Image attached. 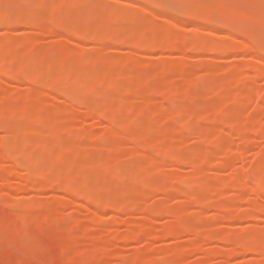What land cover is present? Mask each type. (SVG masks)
<instances>
[{
    "label": "rangeland",
    "instance_id": "374dc122",
    "mask_svg": "<svg viewBox=\"0 0 264 264\" xmlns=\"http://www.w3.org/2000/svg\"><path fill=\"white\" fill-rule=\"evenodd\" d=\"M147 1L5 0L3 3L1 0L0 19L6 18H4V22L0 21V69L2 67L4 72L1 73L0 70V95L3 96L2 102L0 101V109L13 107L16 114L8 115L11 117H8L9 120L6 119L9 122L17 123L27 106L34 105L32 97L36 92L42 91L43 99L48 103L42 105L41 113L37 112V119L25 118L28 125L23 120L24 125L31 127L32 131L18 132L14 140H8V133L6 132V135L4 130H0V142H3L0 146V165L7 166L9 163L6 160L5 152H8L10 156L29 154L28 158L31 159L27 158L28 163L39 155L46 161L48 156L50 158L47 159V163H49L52 160L51 156L54 157L55 154L53 155L51 152L52 155L49 153L43 155L44 151L40 152L41 149L35 148L34 145L43 137L46 138V135L42 136V133L48 132L49 124H51L56 128V133H54L66 143L65 146L70 149V154L72 152L73 160L76 162L70 168L71 170L67 169L64 170V173L61 172L63 173L61 176L74 182L78 180L86 182L90 178L93 179L94 176L95 179L89 181L92 183L89 184L90 186H85L88 182L84 184L88 190L89 187H92L94 193L98 189L101 190L108 181L117 182L115 190H113L116 192L115 194L112 192L113 195L110 190H105L104 186L102 191H105V194L110 192V194L107 193L108 197L117 194L118 196H130L134 190L136 192L137 187L140 190L143 189L148 195L138 198L139 205L134 208L126 206L116 209V207H120L116 205L114 209L110 203L109 205L113 208H110L111 206L106 208L105 205L102 208H97L98 206L95 205L96 208H94L91 197L89 199L92 200V203L87 200L81 201L84 206L82 207L76 205L79 199L62 196L58 184L49 187L47 185L46 188L31 185V187L26 186L27 188L24 187V190L20 191L15 190L16 185L13 181L21 182V179H17L16 176H8V179L14 184V189L13 186L12 188L11 186L10 188L6 187L0 181V264H129L133 260L135 262V258L136 264L138 260L141 264L143 258L140 260L139 257L138 259L135 257L139 254H147L150 262L154 260L155 264H169L173 261V264H264V247L263 256L252 252L243 254V251L242 254L236 252L233 254L232 251L240 249L236 244H232L230 239L233 237V233L235 235L237 233L238 240L264 241V192H261L264 184L261 185V183L258 186L259 177L256 178L257 174L254 176L252 175L254 172L251 171V167L255 163H264V133H246L248 139L245 136L247 140L243 141L240 139L239 132L233 131L235 128L230 129L232 124L226 126V123V125L223 124L225 120L222 119L229 117L234 119L236 126H248L251 124L250 118L254 119L253 115L257 112L255 122L258 126L264 127V100L257 98L260 94H264V53L259 55L254 50L260 47L264 48V30L260 29L262 32L256 34L257 36L249 34L250 28H253L264 18V0H247L246 3H244L245 0H239L241 3L238 0V3L236 0V3H233V0H228L229 3H222L219 0ZM162 2H175L183 7L178 11L154 7L156 3ZM110 5L115 6V8L112 6L113 12H116L115 9H120L121 13L119 15L116 13L117 16L112 20L111 29L114 26L112 29L114 32L97 35L94 31L99 22L96 20L95 24V20L92 22L91 17L97 12L99 15L104 12L107 14L108 7L111 8ZM108 13L111 14V12ZM227 15L234 17L228 19ZM7 16L10 17L7 19ZM44 17H52L55 22H49L51 18L47 22L44 19L42 21L41 19ZM104 20H101V23ZM144 25L152 26V29H147L145 33L143 30L144 34L142 35L140 32ZM40 26L44 29L40 30ZM231 26H235V28ZM98 28L100 29V27ZM240 28L244 30L242 34L247 35L246 37L241 35ZM49 29H53L56 36L48 34ZM132 30L134 37L130 33ZM160 30L168 37L167 48L162 47L163 45L157 47L155 43V46H151L152 38H158ZM233 30L240 33H235ZM132 37L139 45L131 43ZM23 38H30L34 42L25 52L8 44L10 40ZM206 38L208 41L221 43L222 48L224 46L226 48L210 52V50L199 49L198 46L190 47V49L180 46L182 40L205 41ZM230 45H236L239 49H234L235 52L233 48H229ZM259 62L262 64L261 66ZM179 64L187 66L182 74L175 71ZM252 64L257 68H251ZM18 65L29 67L23 68L25 75L33 74L31 77H38V80L34 78V83L32 78V83L31 77L29 79V76L24 77V75L17 76L18 79L12 78L16 74L11 71ZM154 65L159 70L155 74L149 75L148 73ZM260 67H262V71ZM10 68L12 70H9ZM6 70H9L14 76L11 73L8 75ZM69 70L73 71V74L75 73L73 76L76 75V80H73L72 75H69ZM56 71L60 74L62 81L60 85L64 87L61 89L59 86L60 91L69 88L68 90H71L69 93L68 90L64 91V95L60 91V93L55 92L52 87L51 89L48 86L51 82L46 83L56 75ZM114 73H118V77H114ZM91 74H104V76L98 83L90 84L88 77ZM112 78L116 80L113 83L111 82ZM72 89L77 96L75 93V95L71 93ZM237 92L248 93V99L239 105H234L232 97ZM67 93H71L70 98L74 97L64 98L63 96ZM75 97L81 98L75 99ZM83 99L89 100L88 103L93 102L94 104L91 105H95V109L101 108L113 112L117 123L115 126L117 136L112 135L114 131H112L113 127L109 120L100 119L94 113L85 112L87 109L84 107ZM121 106H125L126 110L124 108V111L121 112ZM140 107L149 110L148 114H138L136 109H140ZM190 114L192 117H189ZM40 120H44L46 123ZM220 121L223 123L221 122V124ZM20 123H22L21 119ZM195 129L196 132L199 129L203 130L202 132L205 131L206 138L203 140L196 138ZM84 132L90 133L91 136L86 137V134L85 137H82ZM215 132H221L225 141L227 139L234 141V144L230 143L232 148L234 147L233 150L228 148L230 153L229 151L225 153L227 150L225 146L228 144L224 145L220 142L221 145H219V142L211 140V136ZM163 135L164 137L165 135L170 136V147L166 149L158 147L164 143L157 146V143L160 142L157 140ZM71 140L76 141V146H69ZM69 141L71 142L68 145ZM63 142L59 141L62 143V148ZM212 142L217 144L214 143V145ZM166 144L168 142H165ZM67 148L66 151H68ZM66 151H62V153ZM133 151L138 153L133 154ZM111 152H117L120 155L116 158L115 154V156L109 155ZM171 152H175V154L180 152L184 156L187 153L188 158L190 156L188 153L193 154V152L197 153V156H206L208 160L205 162L206 165L202 163L199 168L205 172H211L209 174L213 180H209L211 183L206 182L210 184L206 188L208 199L203 201V204L200 202L201 206L197 204L198 202L191 205L185 196L174 195L171 189L168 191L157 188L162 179L165 181V178H173L177 175L185 178L194 173L191 166L186 163L183 165L184 162L182 165H176L174 161V163L171 161L172 164L169 163L166 168L163 167L165 170L157 171L164 159L169 157L167 153ZM68 155L66 154V156ZM165 155L168 157H164ZM166 159L165 161H167ZM58 160L59 162L63 161L62 158ZM102 160L107 167L111 166L110 172L107 169L109 173L104 170V174H108L109 178H105L104 174H101L103 173L101 169L105 167L100 168L102 171L100 173L98 169L95 170L94 166L88 165L89 162L102 164ZM22 161L24 162L25 159ZM82 161L86 163H82ZM147 162L149 169L148 173H145L142 171V167L145 163L147 166ZM177 162L179 163V161ZM47 163L45 162L46 167H48ZM59 164L57 165L61 167V163ZM30 165L33 164L30 163ZM42 168H38L39 171ZM137 168L141 171L137 173L138 176ZM247 169L252 174L249 175ZM18 171L24 172L20 169ZM51 171L43 172L45 176L49 175L50 177L54 173ZM96 172L100 173L101 178L100 176L96 178ZM234 173H239L240 179L235 180ZM247 173L249 176L246 175ZM135 174L136 180L134 179ZM262 174L263 171L260 170L258 175ZM196 176L195 174L197 182H200L199 177ZM191 177L189 179H192ZM32 179L36 180L33 176ZM197 182L192 180L185 182L184 179L174 182L173 185L179 192L185 190L188 194V191H195L199 188ZM239 185L240 189H236ZM134 187L136 188L134 189ZM248 187L254 189L258 187L257 189L262 188V190L257 192L258 194L256 193L257 195L255 194L254 197L253 193H248L250 189ZM139 191L138 193L141 192ZM138 193H136L137 196ZM118 196L113 198L117 200ZM65 197L69 201H66ZM111 197L110 199H112ZM254 199L256 205L259 204L263 207L256 208L254 204L255 208L252 207V201L250 203L248 201ZM254 201L253 203H255ZM157 204L166 205L170 212L173 209L179 215L181 214V217L176 215L180 218L179 223L182 224V227L183 225L185 227L193 226L196 230H201L202 235L204 233L207 236L206 233L209 232L212 235L211 233L214 232V234L218 233L219 237L216 234L213 238L204 240L206 243L203 242L202 247L199 246L200 249L185 250L184 252L183 247H180L187 244L194 236H190L188 235L190 233L186 232V235L175 234L163 238L160 234L162 229L158 228L168 225V222L170 223L174 218L168 216L169 214H165L166 216L154 215L153 212V215H148L147 208L157 209ZM216 204L227 206L235 212L230 211L232 214H237L236 216L243 214L242 212H249L251 216L244 218L238 216L240 219H235L233 215L232 218H225L226 215L221 209H218V206L215 207ZM126 205L128 204L126 203ZM166 207L165 209H168ZM148 218L152 220L150 221L151 226L157 229L153 232L155 236L149 241V246L146 244L148 241L146 242L145 238L143 239L141 236L134 241H127L122 237L128 230H134L141 223H146ZM178 220L177 218V222ZM230 232H232L231 235H229ZM103 239L113 241L110 250H105V252L99 249L100 244L98 248L96 246L97 242L104 243ZM220 249L227 255L223 259H220L218 255L214 256ZM214 250L219 251L214 254ZM141 257L145 256L141 255Z\"/></svg>",
    "mask_w": 264,
    "mask_h": 264
},
{
    "label": "bare ground",
    "instance_id": "6f19581e",
    "mask_svg": "<svg viewBox=\"0 0 264 264\" xmlns=\"http://www.w3.org/2000/svg\"><path fill=\"white\" fill-rule=\"evenodd\" d=\"M4 1L5 0H2V2L4 3ZM147 1V0H146ZM150 0H148L147 2H149ZM219 1H221L222 3H229L228 2V0H224V1H222V0H219ZM239 1V0H238ZM238 1L236 0V2L238 3ZM241 1H244V0H241ZM0 2H1V0H0ZM16 2V1H15ZM15 2H13V3H15ZM18 2V1H17ZM235 2V0H233V3ZM235 2V3H236ZM247 2V0H245V2L244 3H246ZM251 2V1H250ZM249 2V3H250ZM19 3V2H18ZM239 3H241L240 1H239ZM111 6V5H110ZM113 6V5H112ZM112 6H111V8H112ZM107 7V6H106ZM114 8H115V6H113ZM109 9V7H108V12H111V14H109L107 11V14H105V10L103 11L104 13H101L100 15H99V13L97 12L96 13V15H94L93 17H91L93 14H95V12H96V10H95V12H93V14L91 15V16H89V17H91L92 18V22L94 21L95 22V24L97 23V21L99 22L98 24H97V26H96V29H95V31H94V33L95 34H97V35H105V34H108L109 32L111 33L112 32V29H113V27H112V29H111V26L113 25H111V23H112V20H114V17L115 16H117L116 15V13L119 15V14H121L119 11H120V9H115L116 10V12H113V9L114 8H112V9ZM120 8V7H119ZM106 9V8H105ZM112 10V11H111ZM102 11V10H101ZM113 12V13H112ZM119 12V13H118ZM102 14H105V15H102ZM109 17H108V16ZM113 16V17H112ZM10 17V16H9ZM8 16H7V19L9 18ZM94 17H96L95 19H93ZM134 17V16H133ZM227 17H228V19H231L232 17H234L233 15H227ZM4 18H6V17H3V19L1 20L0 19V21L2 22H4ZM48 18V19H47ZM50 18H51V20H50ZM90 18V19H91ZM107 18H108V21H106L107 20ZM112 18V19H111ZM43 19H44V21H46L47 22V20H50L49 22H51V23H54L55 22V20L52 18V17H44V18H42L41 20L43 21ZM105 19V20H104ZM110 19H111V21H110ZM227 19V18H226ZM9 20H11V19H9ZM18 20H20V19H18ZM40 20V21H41ZM97 20V21H96ZM101 20H104V21H102V23H101ZM7 21V20H6ZM39 21V22H40ZM54 21V22H53ZM89 21V20H88ZM109 21H110V23H109ZM264 21V18L262 19V21L260 20L259 22H258V24L256 23V25L253 27V28H250V33L249 34H251V35H255V36H257L259 33H261L262 31H260V29H262V30H264V25L262 26V22ZM7 22H10V21H7ZM12 22V21H11ZM48 22V23H49ZM91 22V21H90ZM222 22V21H221ZM220 22V23H221ZM38 23V22H37ZM225 23H227V21H225ZM235 23V22H234ZM222 24V23H221ZM235 24H237V22L235 23ZM100 25V26H99ZM222 25H224V24H222ZM226 26V25H225ZM240 26H242V25H240ZM98 27H100V29L98 28ZM231 27H233V28H235V26H231ZM237 28V27H236ZM40 30L41 29H44L43 27H41L40 26V28H39ZM147 29H152V26H146V25H144L143 26V29L141 30V32H140V34L142 33V35L147 31ZM239 29V28H238ZM244 29V28H243ZM144 30V31H143ZM240 30H241V28H240ZM248 30V29H247ZM46 31H48V29H46ZM144 33H143V32ZM234 32H235V30H233ZM244 30H241L240 32H241V35H244L245 36V34L243 33L242 34V32H243ZM114 32V31H113ZM112 32V33H113ZM134 31L132 30L130 33H132L133 34V37H134V33H133ZM236 32L237 33H240V32H238L237 30H236ZM235 32V33H236ZM246 33V32H245ZM48 34H50L51 36H56V32L52 29H49V32H48ZM257 34V35H256ZM240 35V34H239ZM247 36V35H246ZM245 36V37H246ZM131 38L132 40H130L131 41V43L133 44H135V45H139V43H137V41L134 39V38ZM155 39V40H154ZM152 38V41L150 42L151 43V46H155V45H157V47L158 46H162V47H164V48H167L168 47V37L162 32V30H160V35H159V37L157 38V37H155V38ZM252 39V38H251ZM205 41H200V40H182V42L180 43V46L182 47L183 46V48H187V49H190V47L191 48H193V47H196V46H198L199 47V49H203V50H210V52H216L217 50L219 51V50H222V49H225L226 47L224 46L223 48H222V44L221 43H215V42H213V41H208L207 40V38L206 39H204ZM34 42H32V39H26V38H23V39H19V40H10V41H8V44L9 45H11V46H16V47H18V48H20L22 51H27L29 48H30V46H32V44H33ZM150 43H148V44H150ZM154 43H155V45H154ZM162 43V44H161ZM148 44H147V46H148ZM153 44V45H152ZM159 44V45H158ZM263 46V45H262ZM149 47V46H148ZM229 47V46H228ZM227 47V48H228ZM236 47V48H235ZM229 48H233V50L234 49H236V50H238L239 49V47L237 48V46L236 45H230V47ZM254 49V48H253ZM68 50H70V49H68ZM232 50V49H231ZM255 50V52L257 51V53H259V55L260 54H263L264 53V48H255L254 49ZM235 51V50H234ZM236 52V51H235ZM259 65L261 66L262 64L259 62ZM250 66H252L251 68H257L256 67V65H254V64H252V65H250ZM23 68H29V67H27V66H23V65H18V67L17 68H15L14 70H12V68H10L9 70H12L11 72H13L14 74H16V76H14V74L13 73H11V72H9V70L7 71L6 70V72H8V75H10L9 73H11V75L12 76H14V77H12V76H10V77H12V78H14V79H18L17 78V76H19V77H22L21 75H24V77H28L29 75H27V74H29V73H27L26 75H25V70L23 69ZM152 69H150V71H149V75H153V74H155L156 73V71H158L159 69H158V67L156 66L155 67V65L154 66H152L151 67ZM187 69V66L185 65V64H179L178 66H177V68L175 69V71H177L179 74H182V71L183 70H186ZM1 71L3 70L2 69V67H1V69H0ZM32 70V69H31ZM107 70H109V69H107ZM260 70L262 71V67H260ZM0 71V72H1ZM73 71H71V70H69L68 71V73H69V75L72 77V78H74L73 80H76V75L75 76H73L74 74L72 73ZM1 73H4L3 71L1 72ZM6 75H7V73H5ZM32 74V73H31ZM30 74V75H31ZM117 75H119L118 73H114V77H118ZM31 76H33V74L31 75ZM31 76H29V79H30V77ZM102 76H104V74H102V75H97V74H91V76L90 77H88V81L90 82V84H96V83H98L99 82V80L101 79V77ZM16 77V78H15ZM35 78V79H37L38 80V77H31V79L30 80H32L31 82L33 83V79ZM35 79H34V83H35ZM53 79V80H52ZM90 79V80H89ZM113 79V78H112ZM51 80V81H50ZM50 80H48L49 82H46L47 84H49L50 82V84L48 85L50 88L52 87L54 90H55V92H59L60 91V88H59V86L61 87V85L60 84H62L61 82V79H60V74H58V72L56 71V75L53 77V78H51ZM111 80V79H110ZM114 80V79H113ZM111 81L112 83L113 82H115L116 80H114V81ZM19 81V80H18ZM36 82H38V81H36ZM40 84V83H39ZM47 86V87H48ZM48 87V88H49ZM63 87V86H62ZM62 87H61V89H62ZM51 88V89H52ZM64 88V87H63ZM69 89V88H68ZM67 89V90H68ZM57 90V91H56ZM66 89L64 90L63 89V91H60V92H62V95H64V93L67 91ZM65 91V92H64ZM71 90H68L67 92L69 93ZM72 91H73V89H72ZM39 92H40V94H39ZM39 92H36L35 94H34V96L32 97V99H34L33 100V103H34V105L33 106H27V108L21 113V115L23 114V116H21V120H22V123H20V119L19 118H16V119H19L18 120V122L17 123H15V122H9V121H7V119L9 120V118L8 117H11V116H8V115H11L12 114V116H13V114H16V111H15V109H13V107H11L10 109H9V107H4V108H1L0 109V130L2 129V131L4 130L5 131V133L7 132L8 133V136H7V139L8 140H14V138L16 137V134L18 133V132H23V131H32V129H30L31 127H29V126H25L24 125V123H26V119L28 118V117H30V118H32L33 117V119L35 118V119H37V112L39 111L40 113H41V111L43 110V108H42V105H44V104H46V103H48V101L47 100H44L43 99V92L42 91H39ZM59 92V93H60ZM65 94V96H63L64 98H66V97H69L68 99H71V98H73V97H71L70 98V94L71 93H75V91H73V92H71L70 94ZM76 94V93H75ZM74 94V95H75ZM59 96H60V94H59ZM76 96H77V94H76ZM55 98H57V97H55ZM76 98H81V97H75V99ZM258 99H260V100H264V94H260L258 97H257ZM31 98H29V100H32ZM52 99H54L53 98V96H52ZM248 99V93H244V92H237L236 94H234L233 95V97H232V102H233V104L234 105H239V104H241V103H243V101H246ZM2 100H3V96H1L0 95V101L2 102ZM27 100H28V98H27ZM73 100V99H72ZM72 100H69L70 102H72ZM47 101V102H46ZM83 101H85V108L87 109V110H85V112L87 113H94V114H96V115H98L99 117H100V119H106V120H109L110 122H111V124H112V127H113V130L112 131H114V132H112V135L115 137V135L117 136L118 134H117V128L115 127L116 126V121H115V115L113 114V112L112 111H109V110H105V109H95V105H91V104H94L93 102L92 103H88V101L87 100H84L83 99ZM1 102H0V104H1ZM75 102V101H74ZM73 102V103H74ZM76 102H77V100H76ZM75 102V103H76ZM81 102H82V100H81ZM80 102V103H81ZM90 102V101H89ZM84 103V102H83ZM232 104V105H233ZM94 106V107H93ZM121 108V112H123L124 110H126V107L125 106H121L120 107ZM125 108V109H124ZM142 107H140V109L139 108H137L136 109V112L138 113V114H143V113H145V114H148V112H149V110H147L146 108L144 109H141ZM3 109H6L5 111L3 110ZM13 109V111H11ZM42 109V110H41ZM124 109V110H123ZM7 110H9V111H7ZM123 110V111H122ZM137 110H139V111H137ZM7 112H9V113H7ZM12 112V113H11ZM84 112V111H83ZM257 113V112H256ZM256 113L253 115L254 116V119L253 118H250V125H241V126H236V123H235V121H234V119H232V118H229V117H225V119L224 118H222L223 119V121H224V123H223V121H220V123L222 122L223 124H225L226 126H230V123L233 125H231V127H230V129H234L233 131H237V132H239V134H240V139H242L243 141H246L247 139H248V136H247V134H250V133H257V132H262V133H264V127H262V126H258L257 125V123L255 122V118H256ZM24 117V118H23ZM189 117H192L191 116V114H190V116ZM7 118V119H6ZM14 118V117H13ZM23 118V119H22ZM26 118V119H25ZM11 120H13V119H11ZM23 120H24V123H23ZM229 121V122H227V121ZM40 121H43V123H46V121H44V120H40ZM187 121H189V120H187ZM221 123V124H222ZM27 124V123H26ZM28 125V124H27ZM116 129H115V128ZM238 127H240V128H237ZM49 128H50V130L48 131V132H45V133H42V136L45 134L46 135V138L45 137H43V139H40L38 142H36V144L34 145V147L35 148H40L41 150H39L40 152H43L44 151V153H43V155H48V153L49 154H51V152H53L52 154L54 155V157H52L51 156V159L52 160H50L49 161V163H47L48 161H47V159H49L48 158V156H47V159H46V161L42 158V156L41 155H39V156H37L36 158L34 157L33 158V161H31L30 163L31 164H33V165H30V163H28L27 161V158L29 157V154H25V155H27V156H25L24 154H21V155H14V156H10L9 155V153L8 152H5V156H6V160L9 162L8 163V165L7 166H3V165H0V181L2 182V184L3 185H5L6 187H9L10 188V186H11V188H12V186H13V189H14V184H12L13 182L15 183V185L18 187H16L15 186V190H20V191H23L24 190V187H26V186H30L31 187V185H34V187H36V185H37V187L39 186L40 188H46L47 187V185H48V187L49 186H51V185H53V184H58L57 186H58V189H59V191H61L62 193V196L64 195H66L67 197H69L70 196V198H77V199H79V200H77L78 201V203L76 204L77 206H82V207H84L83 206V203L82 202H84V200L86 201H90L91 203H92V200H93V202L94 203H92V204H94V208H96V206H98L97 208H102V206H104L105 205V207L106 208H108V207H110L111 205L114 207V209H115V207H116V205H118V206H120V207H116V209H118V208H122V207H137L138 205H139V202L137 201L138 200V198L140 199V197H146L148 194L143 190V189H139L138 187H137V190H136V192H135V190L130 194V196L128 195V196H118V194L116 195V196H118V201L115 199L116 198V196L114 195L113 197H115V198H113V197H111L112 195H113V193L115 194V192L113 191V190H115V183H117V182H112V181H108L107 183H105V190L107 189V191H109L110 190V192H111V194L112 195H110L109 197L107 196V193H109L110 194V192H106V194H105V191L103 192L102 190H104V186L101 188V190L100 189H98V191H96V193H94L95 191H93V189H92V187H89L90 189L88 190V188H86V187H84V184H86V182H88L85 186H90L89 184H92V183H89V181H92V180H94L95 179V177L93 176V179L92 178H90L89 179V181H84V180H78L77 182H74V181H72V180H70V179H67V178H64L63 176H61L63 173H64V170L66 171L67 169L68 170H71L70 168L76 163L75 162V160H73L74 159V157L72 156L73 154H72V152H71V154H70V149L69 148H67L65 145H66V143H64L63 141H61V139L60 138H58V136H57V134H55L56 133V128L53 126V125H51V124H49ZM51 128H52V130H51ZM55 128V129H54ZM54 130V131H53ZM201 129H199L197 132H196V129H195V135H197L196 136V138H199V139H201V140H203V139H205L206 137H205V134H206V132L204 131V132H202V131H200ZM33 131H34V129H33ZM51 131V132H50ZM247 131H250V132H247ZM55 132V133H54ZM110 132V133H111ZM116 132V133H115ZM193 132H194V129H193ZM7 133H6V135H7ZM50 133V134H49ZM114 133V134H113ZM197 133V134H196ZM221 132H215L212 136H211V140H214V141H216L219 145H221V144H223L224 143V145H226V144H228V146L226 145L225 147H226V152H225V150H224V152L225 153H228L227 151H229V153L233 150V148H232V144H230V143H233L234 144V141L233 140H224L225 138H224V136H222L223 134H220ZM247 133V134H246ZM49 134V135H48ZM53 134V135H52ZM86 134H87V136H86ZM52 135V136H51ZM82 135H84V136H82V137H88V136H91L90 135V133H88V132H84ZM194 135V136H195ZM220 135V136H219ZM54 136V137H53ZM247 137V139H246V137ZM161 138H159L158 140H157V142H159V143H157V146L161 143H164V144H162V146L161 145H159L158 147H162V149H163V147L166 149V148H168V147H170V136L168 137V135H165V137H164V135H163V137L162 136H160ZM222 137H223V141H222ZM57 138L58 139H60L59 141L60 142H63V148H62V143H59V141L57 140ZM161 139V140H160ZM163 139H166V140H163ZM219 139H221V140H219ZM241 140V141H242ZM72 141V140H71ZM71 141H69L68 142V145L70 144V142ZM168 142V144H166L167 145V147H166V145H165V142ZM200 141V140H199ZM73 142V143H72ZM71 142V144L69 145V146H76V141L74 142V141H72ZM216 142H214V143H216ZM220 142H221V144H220ZM2 143L3 142H0V146L2 145ZM213 143V142H212ZM213 143V144H214ZM216 143V144H217ZM61 145V146H60ZM165 145V146H164ZM215 145V144H214ZM223 145V146H224ZM37 146V147H36ZM39 146V147H38ZM42 148H41V147ZM216 146H218V145H216ZM215 146V147H216ZM65 147V148H64ZM225 147H222V149L224 148L225 149ZM59 148H61V149H59ZM66 148H67V150L68 151H66ZM219 148V147H218ZM228 148L231 150H228ZM57 149H59V150H57ZM161 149V148H160ZM43 150V151H42ZM60 150H62V151H66V152H64L65 153V155H64V153H62V151H60ZM134 150V149H133ZM48 151V152H47ZM58 151H59V154H58ZM138 151V150H137ZM137 151H133V154H137L138 152ZM54 152H56V153H54ZM69 153V155H68V153ZM51 154V155H52ZM57 154V155H56ZM61 154V155H60ZM66 154L68 155V156H66ZM116 156H115V155ZM169 154V157L167 156ZM171 154V155H170ZM187 154V153H186ZM185 154V156L182 154L181 155V153L179 152V153H176L175 154V152H171V153H167V155H165L164 157H168L166 160L167 161H165V159H164V161L159 165V168H158V170L157 171H163V167H165L166 168V166H168L169 165V163L170 164H172V163H174V164H179V165H182L183 164V162H184V164L183 165H185V163L188 165V166H191V168L192 169H194L193 170V172L197 175L196 177H199V179H200V182H197L198 180H196V178H195V174L194 173H192V175L191 176H193V177H191V176H187V177H182V176H175V177H173V178H165V181H164V179H162V181L160 182L159 181V183H158V185H157V188H161V189H166V190H168V191H171L174 195L175 194H178V195H182L183 197L185 196V198H186V200H188V202L189 203H191V205L192 204H196L197 202V204H199L200 206L208 199V197H207V192H206V188L208 187V185H210V184H207L206 182H208L209 180H213V179H211L212 178V176L210 175L211 174V172H205V171H203L202 169H200L199 167H200V165L203 163V165H206V163L205 162H207L208 160H207V158H206V156H204V157H202L203 155H196L197 153H195V152H193V154L192 153H188V156H189V158L187 157V155ZM37 155V154H36ZM109 155H112V156H115L116 158H118L119 156L118 155H120L119 153H117V152H111ZM178 155V156H177ZM180 155V156H179ZM263 155H264V151H263ZM65 156V157H64ZM72 156V158H70ZM118 156V157H117ZM182 156V157H181ZM184 156V157H183ZM196 156H197V158H196ZM25 157V158H24ZM44 157V156H43ZM200 157V158H199ZM44 158H46V156L44 157ZM60 158H62V162H59V160L58 159H60ZM64 158V159H63ZM66 158H68L67 160H66ZM70 158V159H69ZM200 160H199V159ZM25 159V161H26V163H25V161L23 162L22 160H24ZM29 160L31 159V158H28ZM54 159V160H53ZM205 159H206V161H205ZM66 160V161H65ZM71 160V161H70ZM203 162H202V161ZM47 163V166L48 167H46V165H45V162ZM61 161V160H60ZM65 161V162H64ZM67 161H68V163H67ZM171 161H172V163H171ZM174 161V162H173ZM177 161H179V163L177 162ZM56 162H58V163H56ZM89 162V161H88ZM102 162V164H94V162H89L88 163V165H90L91 167L92 166H94L95 167V170H99V172L101 173L102 171H103V173H101V174H104V172L106 171L107 172V169H108V171L110 172V170L109 169H111V166H106V164L105 163H103L104 161L102 160L101 161ZM28 163V164H27ZM59 163H61V167H59ZM73 163V164H72ZM82 163H86L85 161H82ZM81 163V164H82ZM189 163V164H188ZM57 164H59V165H57ZM65 165V166H63V165ZM71 164V165H70ZM43 165H45L44 167H46L45 169H43L44 167H43ZM99 167H98V166ZM145 165H146V163H145ZM143 166L142 167V171H145V173H148V165H149V163L147 162V166ZM50 166V167H49ZM63 166V167H62ZM97 166V167H96ZM40 167L42 168V170L41 171H39V169H40ZM104 168V169H101L102 171H100V168ZM253 167V168H252ZM252 167H251V171H253L254 172V174H252V172L251 171H248V169H247V171H248V173H249V175L250 174H252V175H256V178H258V181H259V183L257 184L258 186L261 184V185H263L264 184V163L262 164V163H255L254 165H252ZM39 168V169H38ZM138 168H140L141 169V167H138ZM137 168V172H136V174L139 172H141V171H139L140 169H138ZM22 170V171H24L23 173L22 172H19L18 170ZM53 169V171H51ZM144 169V170H143ZM192 169H191V171H192ZM254 169V170H253ZM61 170V171H60ZM63 170V171H62ZM105 170V171H104ZM165 170V169H164ZM197 170V171H196ZM201 170V171H200ZM260 170H262L263 171V174L262 175H258V173H259V171ZM46 172V171H51V172H54V173H52V175L53 176H50L49 177V175L47 176H45V173L44 172ZM58 173H57V172ZM55 172H56V174H55ZM61 172H63V173H61ZM98 172V173H99ZM109 172H107V173H109ZM199 173V175H198V173ZM244 172V171H243ZM246 172V171H245ZM244 172V173H245ZM251 172V173H250ZM60 173V174H59ZM97 173V172H96ZM96 174V178H97V176H98V178H99V176H100V178H101V175H100V173L99 174ZM210 173V174H209ZM244 173H242V174H244ZM248 173L246 174L247 176H249L248 175ZM58 174V175H57ZM136 174L134 175L135 177H134V179L136 178ZM59 175H60V178H59ZM208 175H210V177H208ZM245 175V176H246ZM8 176H16V177H18L17 179H21V182H18V181H10L9 179H8ZM35 177L36 178V180H34V179H32L31 180V177ZM44 176V177H43ZM137 176H138V174H137ZM201 176V177H200ZM239 176V177H238ZM258 176V177H257ZM37 177H38V179H39V177H40V179L38 180L37 179ZM47 177H48V179H47ZM52 177H53V179H52ZM104 177L106 178V177H108V174L107 175H105L104 174ZM189 177H191L192 179H189ZM51 180H50V179ZM104 178V179H105ZM109 178V177H108ZM210 178V179H209ZM233 178H235V180L237 179H240V174L239 173H234V177ZM55 179V180H54ZM64 179V180H63ZM185 179V182L186 181H188V182H190L191 180L192 181H195V182H197V184L199 183V188L197 189V190H195V191H188L187 193L188 194H186V191L185 190H181L180 192L182 193H180L179 192V190H177L176 188H174L175 186L173 185V183L174 182H179L180 180L182 181V180H184ZM187 179V180H186ZM208 179V180H207ZM231 179H232V177H231ZM38 180V181H37ZM110 180V179H109ZM112 180V179H111ZM114 180V179H113ZM136 180V179H135ZM167 180V181H166ZM233 180V179H232ZM231 180V181H232ZM35 181V182H34ZM37 181V182H36ZM54 181H55V183H54ZM115 181V180H114ZM11 182V183H10ZM24 182V183H23ZM51 182V183H50ZM53 182V183H52ZM166 182V183H165ZM210 182V181H209ZM208 182V183H209ZM163 183V184H162ZM203 183V184H202ZM211 183V182H210ZM11 184V185H10ZM46 184V185H45ZM237 184H240V183H237ZM9 185V186H8ZM23 186V187H22ZM92 186V185H91ZM159 186V187H158ZM202 186V187H201ZM242 186V185H241ZM20 187V188H19ZM33 187V186H32ZM169 187V188H168ZM240 187V185L236 188V189H240L239 188ZM262 187V186H261ZM261 187H259V188H261ZM27 188V187H26ZM25 188V189H26ZM87 190H86V189ZM136 187H134V189H135ZM243 188V187H242ZM241 188V189H242ZM250 187H248V189H249ZM258 188V187H257ZM257 188H250L249 190H248V193L249 192H251V193H253V196L258 192H260V190H262V188L261 189H257ZM171 189V190H170ZM257 189V190H256ZM100 190V191H99ZM112 190V191H111ZM141 192H143L144 191V193H141ZM175 190V191H174ZM259 190V191H258ZM87 191V192H86ZM90 191V193L92 194H90V193H88ZM138 191L140 192V193H138ZM174 191V192H173ZM183 191V192H182ZM234 191H235V189H234ZM236 191H238V190H236ZM113 192V193H112ZM176 192V193H175ZM195 192V193H194ZM204 192H205V194H204ZM262 193L264 192V185H263V190L261 191ZM136 193H138L139 195L137 196V194ZM183 193H185V194H183ZM250 193V195H251V197H252V199H253V196H252V194ZM257 193V194H258ZM90 194V195H89ZM108 194V195H109ZM237 194V193H236ZM236 194H235V196H236ZM256 194V195H257ZM133 195H134V197H133ZM146 195V196H145ZM263 195H264V193H263ZM242 196V195H241ZM89 197H91V199H89ZM110 197L112 198V199H110ZM123 197H125V198H123ZM129 197V198H128ZM207 197V198H206ZM255 197V196H254ZM61 198H63V197H61ZM60 198V199H61ZM66 198V197H65ZM64 198V199H65ZM109 198V199H108ZM123 200H122V199ZM128 198V199H127ZM132 198V199H131ZM237 198V197H236ZM67 200L66 201H69V199L68 198H66ZM114 199V200H113ZM125 199V200H124ZM130 199V200H129ZM127 200V201H126ZM129 200V201H128ZM133 200V201H132ZM135 200V201H134ZM190 200V201H189ZM255 200V199H254ZM254 200H249L248 202L250 203L251 201H252V207H254L253 206V204L254 205H256V200L254 201ZM82 201V202H81ZM125 201V202H124ZM131 201V202H130ZM192 201V202H191ZM204 201V202H203ZM253 201L255 202V203H253ZM136 202V203H135ZM195 202V203H194ZM200 202H202V204L200 203ZM247 202V203H248ZM109 203L111 204V205H109ZM123 203H124V205H123ZM126 203L128 204V205H126ZM134 203V205H136V206H134V205H132ZM130 204V205H129ZM85 205V204H84ZM96 205V206H95ZM156 205V204H155ZM158 205V204H157ZM163 204H160V205H158L157 207V209L155 208V206H154V210H151V208H153V207H151V206H153V205H151V206H149V207H151V208H147V213H148V215H153V213H154V215H156V214H158V215H160L161 216V214L162 215H165V214H169L168 216H170L173 220H171V222L169 223L168 222V225H166V226H164L163 225V227L162 228H158V229H162V231L160 232V234H162V237L163 238H168L167 236H173V235H181V234H187L186 232H189L190 234H188V235H190V236H194L193 238L191 237V240H189V241H191V242H187V244H185L184 246H181L180 248H182L183 247V249H184V252H185V250H187V251H192V250H198V249H200L199 248V246H201V245H203L204 243H206V239H209V238H213L216 234H218V233H216V234H214V232L213 233H211L212 235H210V232L207 234L206 233V235L207 236H205V234L203 233V235H202V233H200L201 232V230H199L198 231V229L196 230V228H194L193 226L191 227H185L184 225H183V227H182V224L181 223H179L180 222V218L178 217V212L177 211H175V210H171L172 212H170V210H169V208L168 207H166V205H163ZM250 205V204H249ZM108 206V207H107ZM110 207V208H113V207ZM216 206H218L219 208L218 209H221L223 212H224V214L227 216H224V214H223V212H222V215L225 217V218H232L233 217V215L234 214H232L231 212H234V211H231V209L230 208H227V206H223V205H218V204H216L215 205V207ZM251 206H249V207H251ZM258 206V207H257ZM105 207H103V208H105ZM165 207L166 208H168V209H165ZM256 208H262L263 206L261 205V206H259V204H257L256 206H255ZM254 207V208H255ZM159 208H161V209H159ZM217 208V207H216ZM164 209V210H163ZM158 211V213H156V211ZM160 210V211H159ZM155 211V212H154ZM168 212V213H165V212ZM175 211V212H174ZM220 211V210H219ZM231 211V212H230ZM150 212V213H149ZM153 212V213H152ZM160 212V213H159ZM235 213V212H234ZM243 214H241V215H238L239 217L240 216H242V218H244V217H248V216H251V214L248 212H242ZM176 214H178V215H176ZM240 214V213H239ZM148 215H146V216H148ZM237 214H235L234 215V217L233 218H235V219H240L238 216H236ZM166 216V215H165ZM180 217H181V214L179 215ZM223 217V218H224ZM177 218L179 219L178 220V222H177ZM148 221H146V223L144 222V223H141L140 225H138V227H134L135 229L134 230H132V229H130V230H128V232L126 233V235L125 234H123L124 236H122L125 240H127V241H134V239H136L137 237H139V236H141V237H143V239L145 238V241L147 242L148 241V243H146L148 246H149V241H151L152 240V238L155 236V234L153 233L154 231H155V227H153V226H151V222L150 221H152V220H150L149 218L147 219ZM149 222H150V224H149ZM179 223V224H178ZM180 225V226H179ZM137 229V230H136ZM157 230V229H156ZM159 230V231H160ZM185 232V233H184ZM232 232H234V231H232ZM232 232H230V234L229 235H231L232 234ZM236 233V232H235ZM236 235H237V233H236ZM234 233H233V239L230 237V239L232 240V244L234 243V244H236L237 245V248L238 249H240L239 251H232V253L233 254H245V253H256V254H260L261 256H263V247H264V241H257V242H254V241H242V240H238V238H239V236L237 235V237H235L236 236ZM165 236V237H164ZM182 236H184V235H182ZM204 236V237H203ZM160 237H161V235H160ZM202 237V238H201ZM205 237H207V238H205ZM218 237H219V234H218ZM235 237V238H234ZM112 238V237H111ZM122 238V240H124ZM204 238V239H203ZM217 238V237H216ZM113 239V238H112ZM111 239V240H112ZM121 239V238H120ZM200 239V240H199ZM105 239H103V241H104ZM204 240H206V241H204ZM218 240V239H217ZM106 241V242H105ZM104 241V243H102L101 241V243H96V244H94V245H96L97 246V248L99 247V244H100V247H99V249L103 252V250H104V252H105V250L106 251H108V250H110V248H111V245H112V242L113 241H109L108 239L107 240H105ZM202 242V243H201ZM204 242V243H203ZM95 246V247H96ZM147 246V247H148ZM94 247V246H93ZM202 247V246H201ZM97 248H95V249H97ZM182 249V250H183ZM98 250V249H97ZM181 251V250H180ZM215 251V250H214ZM219 251V250H218ZM217 250L214 252V254L216 253V252H218ZM243 251V252H242ZM234 252H236V253H234ZM242 252V253H241ZM183 253V252H182ZM225 252L224 251H222L221 252V249H220V251L217 253V254H215L214 256H216V255H218V257H220V259H223L224 258V256L226 255V253L224 254ZM262 253V254H261ZM164 254V253H163ZM212 254H213V252H212ZM141 255L142 256H145V257H141ZM147 254H139V256H135V257H137V259H138V257H139V259L141 260V258H143V260H141L142 261V263L141 264H155L153 261L154 260H152V262H150L151 260H149L148 259V257L146 256ZM161 255H162V253H161ZM227 256V255H226ZM147 257V258H146ZM134 258V257H133ZM132 258V259H133ZM264 258V257H263ZM151 259V258H150ZM132 261V260H131ZM139 261V260H138ZM137 261V264L139 263L140 264V261L138 262ZM133 262H134V260H133ZM133 262H129V264H136V258H135V262L133 263ZM168 262V261H167ZM170 262V261H169ZM170 263H172V262H170ZM169 263V264H170ZM173 263H174V261H173ZM172 263V264H173ZM156 264H159V263H156ZM165 264H168V263H165ZM175 264H177V263H175Z\"/></svg>",
    "mask_w": 264,
    "mask_h": 264
},
{
    "label": "snow or ice",
    "instance_id": "6c2138e0",
    "mask_svg": "<svg viewBox=\"0 0 264 264\" xmlns=\"http://www.w3.org/2000/svg\"><path fill=\"white\" fill-rule=\"evenodd\" d=\"M154 7L159 8V9H163V10L178 11L183 6L180 5L179 3H175V2H162V3H156L154 5Z\"/></svg>",
    "mask_w": 264,
    "mask_h": 264
}]
</instances>
